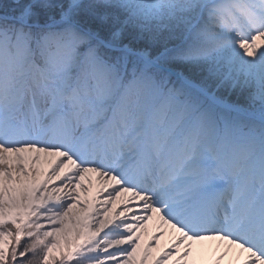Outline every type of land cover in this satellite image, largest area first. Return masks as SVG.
<instances>
[{
	"label": "snow or ice",
	"instance_id": "6c2138e0",
	"mask_svg": "<svg viewBox=\"0 0 264 264\" xmlns=\"http://www.w3.org/2000/svg\"><path fill=\"white\" fill-rule=\"evenodd\" d=\"M0 264H264V0L0 3Z\"/></svg>",
	"mask_w": 264,
	"mask_h": 264
},
{
	"label": "rangeland",
	"instance_id": "374dc122",
	"mask_svg": "<svg viewBox=\"0 0 264 264\" xmlns=\"http://www.w3.org/2000/svg\"><path fill=\"white\" fill-rule=\"evenodd\" d=\"M153 224H154V222H150V224H149V228H148L149 233L153 230ZM168 239H169V237L166 236L163 240H161L160 246L163 247V245L167 242ZM214 247H215L214 242L213 243L212 242H205L202 245H197V249H204V250L213 249ZM154 254L155 253H153V255ZM200 259H202L204 261H209V260L214 259V256L212 255V253L210 251H208L207 254L200 257Z\"/></svg>",
	"mask_w": 264,
	"mask_h": 264
},
{
	"label": "trees",
	"instance_id": "16d2710c",
	"mask_svg": "<svg viewBox=\"0 0 264 264\" xmlns=\"http://www.w3.org/2000/svg\"><path fill=\"white\" fill-rule=\"evenodd\" d=\"M22 2V0H0V3H3L8 9L9 14L11 15V8L14 7L16 3Z\"/></svg>",
	"mask_w": 264,
	"mask_h": 264
},
{
	"label": "bare ground",
	"instance_id": "6f19581e",
	"mask_svg": "<svg viewBox=\"0 0 264 264\" xmlns=\"http://www.w3.org/2000/svg\"><path fill=\"white\" fill-rule=\"evenodd\" d=\"M197 249V245L194 246Z\"/></svg>",
	"mask_w": 264,
	"mask_h": 264
}]
</instances>
